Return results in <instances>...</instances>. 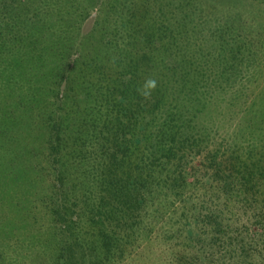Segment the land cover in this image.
I'll use <instances>...</instances> for the list:
<instances>
[{
  "label": "rangeland",
  "instance_id": "374dc122",
  "mask_svg": "<svg viewBox=\"0 0 264 264\" xmlns=\"http://www.w3.org/2000/svg\"><path fill=\"white\" fill-rule=\"evenodd\" d=\"M0 52L51 113L0 264H264V0H0Z\"/></svg>",
  "mask_w": 264,
  "mask_h": 264
},
{
  "label": "trees",
  "instance_id": "16d2710c",
  "mask_svg": "<svg viewBox=\"0 0 264 264\" xmlns=\"http://www.w3.org/2000/svg\"><path fill=\"white\" fill-rule=\"evenodd\" d=\"M2 61L3 52H0V62L2 63ZM32 83L35 84L34 81ZM2 84L3 82L0 83V126L8 134V137L4 132H2L4 136L0 137V148H2L1 142H3V145L6 143L10 146V148L13 147L12 145L16 147L13 155L5 154L7 156L3 158L4 161H7V163L11 164L12 166L13 161L16 160L18 154L22 153L24 155H34V153L44 152L42 151V148L44 146H42V144L39 142V137L41 136L38 132H40L42 128H46V130H48V133L50 132V128L48 127L46 119L51 118V113L43 110L42 106L44 103L42 100L36 103L32 100L31 97H29V100H25V98L16 95V90L9 88V90L7 91V88H3ZM40 134L42 135V133ZM45 136L46 135H44V137ZM42 141L45 144L46 141ZM0 166L2 168V170H0V176H6V179L2 180V184L4 183V185H6V181L8 179H10V182L12 183L15 182V171L11 168L9 169L8 166H5L4 162H2L1 160ZM28 170L29 171L27 172L31 176L32 180L26 182L28 183L26 187L28 185H33L32 182H34L35 179H37L41 183L43 182L42 177L38 174H35L37 170ZM47 176L50 177L52 175L48 174ZM53 176L52 178L50 177L49 181L47 179L46 185H48L51 189L56 190L55 182H57V180ZM4 189L7 188L4 187ZM26 189L21 187L18 190L25 193L24 191ZM71 262L72 259L69 258L68 263Z\"/></svg>",
  "mask_w": 264,
  "mask_h": 264
}]
</instances>
